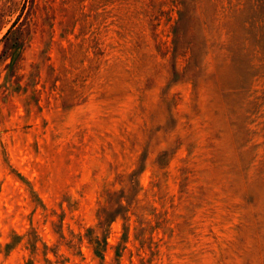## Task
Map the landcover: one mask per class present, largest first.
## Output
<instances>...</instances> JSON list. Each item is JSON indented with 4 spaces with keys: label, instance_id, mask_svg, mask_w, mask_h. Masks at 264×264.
Returning <instances> with one entry per match:
<instances>
[{
    "label": "rangeland",
    "instance_id": "rangeland-1",
    "mask_svg": "<svg viewBox=\"0 0 264 264\" xmlns=\"http://www.w3.org/2000/svg\"><path fill=\"white\" fill-rule=\"evenodd\" d=\"M0 264H264V0H0Z\"/></svg>",
    "mask_w": 264,
    "mask_h": 264
}]
</instances>
